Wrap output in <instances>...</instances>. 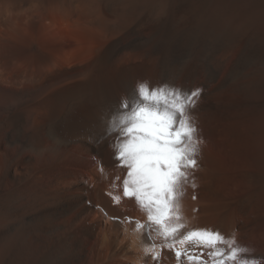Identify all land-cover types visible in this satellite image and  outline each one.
I'll return each mask as SVG.
<instances>
[{"label":"bare ground","instance_id":"1","mask_svg":"<svg viewBox=\"0 0 264 264\" xmlns=\"http://www.w3.org/2000/svg\"><path fill=\"white\" fill-rule=\"evenodd\" d=\"M142 82L201 89L184 216L264 258V0H0V264H188L95 142Z\"/></svg>","mask_w":264,"mask_h":264},{"label":"snow or ice","instance_id":"2","mask_svg":"<svg viewBox=\"0 0 264 264\" xmlns=\"http://www.w3.org/2000/svg\"><path fill=\"white\" fill-rule=\"evenodd\" d=\"M201 95V89L142 82L106 118L104 134L95 142L115 137L113 159L117 167L126 170L123 197L135 200L147 220L129 217L128 222H134L138 232L147 229L154 233L144 248L153 261L159 262L167 249L188 264H260L264 258L250 256L247 247L238 245L234 233L190 227L184 216L181 199L189 184L197 187L193 174L200 167L204 144L192 115ZM107 194L114 204L120 203L119 195ZM157 239L162 243L157 245ZM178 244L187 246L177 250Z\"/></svg>","mask_w":264,"mask_h":264}]
</instances>
